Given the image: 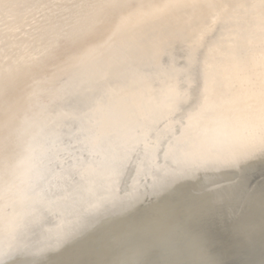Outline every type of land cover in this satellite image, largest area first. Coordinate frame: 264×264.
<instances>
[{"label": "rangeland", "instance_id": "374dc122", "mask_svg": "<svg viewBox=\"0 0 264 264\" xmlns=\"http://www.w3.org/2000/svg\"><path fill=\"white\" fill-rule=\"evenodd\" d=\"M202 1L200 0V2ZM208 1L204 0L203 2L207 4ZM180 2L182 3L181 0ZM186 2H196V0H187ZM241 2L240 5L231 6L228 0L225 2L224 0H213L214 7L211 8L210 13L203 7V11L207 12V15L202 18L194 14L190 6L183 5L185 9L179 11L173 10V6L170 8V13L166 15L168 18H172V16L181 18L179 24L181 28L180 43L186 48L193 47L196 46L193 42L197 39L199 47L195 54L193 65L195 68L191 67V76L184 82L167 83L169 87L175 88L172 100H176V97L181 99H178L179 101L175 103L173 109L168 113L169 115L159 121L146 135L147 137L155 136L150 137V141L155 142L152 154L142 159L140 163L138 161L130 164V159L139 149L141 142L130 150L106 156L89 153L90 148L88 147V151L84 152L85 164H91L88 157H92L94 162L104 163L113 169L112 174L117 175L111 185L113 194L120 200H117L115 204H110L111 212L107 208H103V204L89 208V211L86 212L83 209L85 201L77 207H73L76 200L83 196V190L76 189L79 184L72 180L74 175L71 174L72 163L77 161L74 158V150H81L79 149L81 144L68 142L70 136H68L66 128L70 122L60 118V114L62 115L64 112L63 108L68 110L74 107L73 109H76L75 103L71 101L72 94L68 95L66 90L70 83L69 86L75 83L73 80L76 78L74 77L80 71L79 67L77 68V65L73 63L72 56L77 54L84 62V26L74 28L72 24H69L73 40L72 52L57 49L54 63L49 62L51 68L47 66V69L43 71H41L43 68L41 70L37 68L38 73L35 70L21 68L20 74L24 83H29L24 85H30L29 89L33 92H41L44 100H52H49V103L51 102L58 114L60 113L59 115L55 114V117L61 124L58 125L60 126L58 128L63 129V132L56 139L53 137L51 139L50 134L46 133L47 127L44 126L43 121L38 120L43 109H38L36 107L38 104L34 101L31 102L23 91L1 96L0 177L10 170L5 177L7 179L4 178L0 182V225H4V231L6 232L9 225L12 224L10 222L19 221V217L34 209H37V219L33 233H37L40 237H51L57 231L55 223L51 225V221H56L63 227L60 230L63 235L68 236V248L65 249V252L51 257L45 264H264V212H261L263 207L259 204L260 196L264 194V93L255 90L254 87L258 81L250 79L252 75L259 76L258 70L250 68L251 75L247 68L245 71L236 67V63L241 66L245 64L240 62L239 58L244 54L238 49L244 47V42L260 41L263 43L261 49L264 48V0H241ZM105 5L106 13L102 21L108 29L106 37L100 44L101 47L98 46L100 49L93 54L94 64L90 69L91 74L99 76L105 85L98 87L97 92L94 91V96L91 97L88 107L81 115V121L77 122L78 127L82 124L88 129L97 122L98 112L103 110L105 113L109 112L116 105L102 107L108 98L106 94H101L99 88L112 89V91L116 88L122 91L124 81L130 79L131 74L137 70L134 60H122L125 58L120 57V54H115L109 46L121 47L124 43L122 47L130 50L129 53L139 55L138 52L142 51L133 41L137 33L125 22L128 21V18L124 14L116 12L117 8L115 9L110 0H106ZM78 6L82 8L84 4ZM244 14L249 15L242 18ZM166 16L157 15L155 27L164 24ZM155 27L154 30H159ZM122 39H125L123 43ZM241 43V46L234 48V45ZM252 47L253 45H249L244 48ZM236 50L240 52L234 53ZM172 52L166 51L163 47L158 51L160 56L164 55L161 63L163 69H187L188 51L180 52L184 55L176 51ZM229 53H232L233 56L224 60L225 63L222 67L217 68L222 72H220L219 79L221 82L216 97L218 100L212 105L213 110L219 113V116H213L212 119L223 118V120L213 121L215 122L214 127H209L211 126L209 124L213 123L211 120L199 123L192 129L183 125L177 114H183L185 111L182 108H188L189 104H192L190 91L188 92L196 85L192 80V75L199 71L201 66H206L209 58L218 55L222 59L223 56L231 55ZM67 61L69 65L65 66ZM106 62H113L115 65L110 67ZM179 62L182 63L179 64ZM62 66H64L63 69ZM226 71H230V73L227 74ZM41 72H43L42 75ZM46 78H48L47 80L51 78L49 83L58 87L62 81L64 90L61 94L64 96L59 97V88L52 86V91L50 88H46L49 85L44 83L47 82ZM244 82L249 88L244 87V85L247 86ZM92 83L95 84L93 79ZM164 84V80L160 77L155 80L152 87L155 91H159V88ZM74 87H70L67 91L73 92ZM157 96V101L167 100L168 103L172 101L170 98L167 99L163 93H159ZM183 102L186 104L183 105ZM62 105L64 106L61 107ZM100 107L102 108L98 111H87ZM211 115L214 114L211 112ZM236 116L239 118L238 120H235ZM164 122L168 128H164ZM77 130L76 127L72 131V136ZM193 133L196 135L188 138ZM50 148L56 149L51 167L57 166L58 161H61L65 163L63 166L68 169V172L57 179H49L42 188L32 192L41 179L46 178L48 169H51L49 167L45 171L44 177L35 181L31 188L27 189L26 182L38 164V160L35 158L42 152H48L51 150ZM146 154L144 152V155ZM66 156L69 160H64ZM17 157L18 159H15ZM117 158L122 159L119 164ZM233 159H238V162L235 164ZM103 172L102 176H107L106 171L103 170ZM177 184L180 186L172 194L156 202L148 201L161 197ZM68 185L70 190L67 189ZM87 187L91 186L87 185ZM28 194L30 196L27 201H20ZM46 199L54 204L51 210L47 208L50 202L48 203ZM141 203L143 205L136 209ZM255 203H258L259 206H256ZM253 206L257 208H253ZM255 208L257 211L253 210L255 211L253 212L252 209ZM133 210L135 211L132 214L121 219L117 218L118 220L115 221L112 220L113 222L93 233L95 226L102 220L119 217ZM243 211H250L252 214ZM85 212L86 215H84ZM245 213L254 216L251 217ZM73 214L74 216L71 217ZM250 217L254 218L253 224L250 223L252 220ZM227 219L231 220L227 222ZM248 219L249 221H247ZM74 220L79 221L78 224L76 223L77 225H73ZM228 224L230 226L232 224V227ZM18 225L16 226L18 227ZM47 226H49L48 229H46ZM0 228V239H2L1 233L4 231L2 226ZM237 228L238 230H236ZM45 230L48 234L40 235ZM91 231L92 234L76 243L79 237H85L84 235L87 236ZM239 232L241 233L239 234ZM37 235L24 245L20 244L15 247V250L6 252V248L3 252L1 249L3 253L0 254V264H20L21 262L26 264L19 260L25 250L37 244L32 242L38 239Z\"/></svg>", "mask_w": 264, "mask_h": 264}, {"label": "bare ground", "instance_id": "6f19581e", "mask_svg": "<svg viewBox=\"0 0 264 264\" xmlns=\"http://www.w3.org/2000/svg\"><path fill=\"white\" fill-rule=\"evenodd\" d=\"M110 1L114 5L115 9L117 8L116 12H119L120 14H124V16L128 18V21L125 22L129 25L131 29H133L137 33V35L133 38V41L135 42L137 48H139L142 51L138 52L139 55L129 53L130 50H127L126 48L122 47L124 46L123 41L125 39L121 40L123 43L121 47L109 46L110 48H112L115 54L118 55L120 54L119 55L120 57L125 58L122 60L124 61L125 60L128 61V59L134 60L135 61L134 64L137 65V70L133 72V74H131L132 76L130 77V79L128 78L126 81H124V83L122 84L123 85L122 91L117 90L116 88L113 91L112 89L107 90L105 88H99L101 94H106L108 98V100L106 99L104 101L102 107H105L106 105L107 106L114 104L116 105L114 106L113 110L109 112L105 113V110L98 112L96 117L97 122L92 128L88 129L85 126L83 127L82 124L79 125L78 127L77 122L81 121L80 120L81 115L84 113L83 111H85V109L88 107L91 97L94 96L93 95L94 91L97 92L98 87H101V85H105L104 84L105 82H103L99 78V76H97L96 74L94 75L91 74L90 69L94 64L93 54L98 49H100L101 47L100 44L103 42L104 40L103 38L106 37V31L108 29V27L102 21L106 13V9H105L106 0H0V98L2 95L17 93L18 91H23L25 96L28 95L31 102L34 101L36 104H38L36 105L38 109L41 110L43 109L42 113H40V115L38 116V120L43 121L44 126L47 127L46 133L50 134L51 139L52 137L56 139L57 136H60V134H62L63 132V129L58 128L60 127L58 126L60 123L57 122V117H55V114H58V111H56L55 106H53L51 102L49 103L50 99L44 100V98H42L41 92L38 91L33 92L31 89H29L30 85L28 86L24 85L29 83L28 82L24 83L23 81L24 79H22L20 74L21 68H24L25 70L31 69L32 71L34 70L37 71L38 70L37 68H39L40 70L41 68H43L41 70L43 71L47 69V66L51 68L49 62H51L52 64L54 63V58L57 57L56 56L57 49H61V51L69 50V52L70 51L72 52L71 49L73 48L72 46L73 40L70 35L69 24H72L74 28H79L81 25H82L81 27L84 26V56L82 55L84 57V62L83 59L80 58V56H77V54H74V56H72L74 61L73 63L77 65V68L79 67L80 71L79 74L76 77H74L76 78L75 80H73L75 81V83H73L71 86H69L71 83L68 85L69 88L75 86L73 88V92L67 91L69 88H67L66 90L68 95L72 94L71 101L75 103L74 105L76 109H73L74 107L69 108L68 110L63 108L64 112L62 113V115L60 113L59 114H60V118L61 117L63 118L62 119L63 121L69 120L70 122L66 128L68 132V136H70L68 139L70 141L68 142L69 143L72 142L73 144L74 143L81 144L79 145L81 147L79 149L81 150H74V155H75L74 158H76L77 161L75 163H72L73 171L71 172V174L74 175L72 180L79 184L76 189L83 190L82 191L83 196H81V198L76 200V202L74 203L75 206L73 205V207L75 208L85 201V206L83 209L86 212L89 211L88 210L89 208L97 207L100 204H103V208H107L111 212L112 208H110V204H115V202L118 200V198L115 197V195L113 194L112 185H111L114 178H116L117 175L112 174L113 169H110L108 166L104 165V163L94 162L92 160V157H88L89 160L91 161V164L89 165L85 164L83 159H84V152L88 151L87 147L90 148L89 153H96L100 156L103 155L106 156L108 154H117L123 151L130 150L134 148L135 145H137V143L141 142L139 149H137L136 153L130 159V164L138 161H139L138 163H140L142 159H145L146 157L150 156L154 150L153 146L155 145V142L150 141V137L152 135L149 137H147L146 135L159 121L164 120L166 116L169 115L168 113L173 109L175 103L179 101L178 99H181L180 97H176V100H172V97H174L175 88L169 87L167 83L172 82L173 84V82H178V81L179 83L184 82L186 81V79L189 78V76H191L190 73L192 71L191 67L194 65L195 54L199 47L198 46L199 40L197 39L194 40L193 44H196V46L193 47L187 46L188 48H186V46H183L180 43L181 35L179 32L181 28L179 24L181 22L180 21L181 18H178L177 16L176 18L174 16H172V18L170 17L168 18L166 15L170 13L171 10L170 8H172L173 6L174 7L173 10L175 9L179 11L185 9V6L183 5H186V7L190 6V9L193 11V13L197 14L199 17L202 18L207 15V12L210 13L211 8L214 7L213 0H209L207 4L203 2L204 0L202 2H200V0L199 1L196 0V2H190V3L186 2L187 0L186 1L181 0L182 3L180 2V0L176 2L170 1L171 6L163 7V8L159 7L162 0H110ZM228 1L230 2L229 5L231 6L234 4L236 5L242 4L241 0H228ZM81 4H84V7H82L84 9L78 6ZM209 5L212 6L210 7ZM203 7L207 10V12L203 11L204 10ZM161 14L167 17L165 18L167 21L164 19L165 20L164 24L160 25V27H155L156 26L155 17ZM248 15L249 14H244L242 18L248 17ZM188 16H190V14ZM153 26L159 30H154ZM262 44L263 43L260 41L259 42L253 41L249 43L244 42L243 44L244 47L253 45V47L249 49H245L244 47L238 48L239 46L242 45V43L236 46L234 45V48L235 47L238 48L241 51V53L244 54L241 55L239 59L240 62L245 63L244 65L246 66L243 67L244 65L241 66L236 63V67L239 69L241 68L242 70L245 71L247 68L249 74H251V70L249 71L250 68H252L253 70H258L257 74H259V76L258 75L253 76L251 74L252 76H250V79L252 81H258L257 85L254 88L259 93H264V68H263L264 53H262L264 48L261 49ZM162 47L166 49V51L168 52L176 51L180 53V52L188 51L187 69L184 70L163 69L164 67H162L161 63L163 62L162 58H164V55L160 56L158 53V51ZM239 50L234 51V53L235 52L238 53ZM232 53H229L231 55L223 56L222 59H220L218 55H215L213 58H209L208 64L206 66H201L199 71H196L192 75V80L195 82L193 83L196 84L194 88L191 87L192 89L188 90V92L190 91V98L192 104H189L188 108L186 107L182 108V110L185 111L183 114L180 115L177 114V116L181 118L182 120L181 123L183 125L188 126L189 128L192 129L196 127L199 123L202 124V122L206 120L208 121L211 120L212 122L215 120H223V118H218L215 120L212 119L213 116L214 117L219 116V113L216 110H213L212 105H214V103L218 100L216 99V97L221 82V81L219 82V79L221 77L220 75L222 72L218 71L217 68L222 67L223 64L225 63L224 60L226 59L228 60L231 56H233ZM181 63L179 62V64ZM228 64L230 63L228 62ZM67 65H69L68 61L65 66ZM107 65L110 67L111 66L114 67L115 64L113 62L111 63L109 62L107 63ZM63 67L64 66H62V69ZM69 67H67L68 71H70ZM193 68L195 67L193 66ZM118 70H120V68H118ZM229 73L230 71L227 72V74ZM40 74L42 75L43 72H41ZM37 76L40 77L38 74ZM160 77H162L165 84L159 88L160 89L159 91H155V89H153L152 87V84L155 82V80L160 79ZM47 79L48 78H46L45 80ZM92 79L95 81V84L92 83ZM49 80H47V82H44L45 84L46 83L49 84L48 85L49 87L46 86V88H50V91H52L53 87L59 88L60 94H58V92H56L55 90L54 92L58 94L59 97L64 96L61 94L63 93L64 90V84L62 83V81L60 83V87H58L55 86V84L51 85L49 83ZM241 82L243 83V81ZM182 84L184 85V83ZM188 84H190L191 86L193 85L191 83ZM244 84L247 85L246 82H244ZM244 87L249 88L248 85L247 86L244 85ZM159 93H163L167 97V99L170 98V101L171 100L172 101L169 103L167 100L157 101L158 99L157 95ZM185 104L183 102V105ZM63 106L64 105H62L61 107ZM102 107L93 108L87 111L89 112L98 111V109H101ZM211 112L214 115L210 116ZM236 119L238 120L239 118H237L236 116L235 120ZM215 122L210 123L209 125L211 126L209 127H214ZM163 124H164V128H168L166 122H164ZM168 125L172 126L173 124H168ZM76 127L78 130L75 133V135L72 136L71 133ZM178 129L179 131H181L180 128ZM165 131L166 129L164 130V132ZM195 135L196 133H193L188 138H192ZM146 146L149 148H145ZM55 151L56 149H51L46 153L42 152L39 154L37 158H35L38 160V164L36 165L35 169L32 171L30 179L26 182L25 186L27 189L31 188L32 184L35 183V181H39L42 177H44L45 171H47V169L51 167L53 164L52 159L54 157ZM144 152L147 154L144 155ZM15 159H18V157ZM67 159L68 156L64 158V160ZM117 160L119 164V162L122 159L117 158ZM233 160L235 164L238 162L237 161L238 159H233ZM64 164H65L64 162L58 161L57 166L48 169L46 178L44 180L41 179V182H39L37 186L33 188L32 192H35L40 188H42L49 179H57L58 177L65 175V173L68 172V169H66L65 166H63ZM102 169L106 171L107 176H102L103 175L102 173H104ZM9 172L10 170L5 172L0 177V182L9 174ZM87 185L91 187H87ZM26 188L25 190H27ZM73 188L75 187L73 186ZM67 189L70 190L69 185L67 186ZM63 192L66 191L63 190ZM30 194L26 195L24 199H21L20 201H25V200L27 201L29 199ZM60 194L58 195L56 194V195L59 196ZM117 196L119 197V195ZM47 202L48 203L50 202L47 208L51 210L54 204L49 199L47 200ZM259 204H261V206L263 207V209H261L260 207L259 209L263 210L261 212H264V194L260 196ZM259 204L257 203L256 206L257 205L259 206ZM256 206H253V208ZM250 207L252 208V206ZM256 208L252 209V211L253 210L257 211ZM250 211H243V212H250ZM86 212L84 215H86ZM245 214L247 215L248 213ZM249 214L248 216H251L252 213L250 215ZM261 215L262 213L260 214V216ZM73 216L74 214L71 215V217ZM251 217L250 219L252 220L250 223L253 224L252 222L254 218ZM18 219L19 221L15 222L16 224L10 222L12 224L9 225L8 223L9 227L7 228V230L5 229L6 232L3 229L4 225H0L2 226V229L4 231L1 233L2 239H0L1 242L0 254H2L4 252V249L6 248H7L5 250L6 252L11 251L12 249L15 250L16 249L15 247L19 246L20 244L24 245L35 235H37V233L36 234L33 233V230L35 231L34 224L37 219V209H34L32 212L24 214L22 217H19ZM263 219L261 218V220ZM228 220L231 219H227V222ZM247 221H249V219ZM78 222L79 221L74 220L72 223L73 225H77ZM53 223H55V226L57 227V231L53 235H51V237L47 238L46 236L40 237L39 235H37L38 239L36 241H32L37 244L23 252L22 258L28 260L26 264H29L35 260L37 262H34L32 264H36L43 261L45 262L46 260H42L43 258L46 257V259H48L50 256H52L50 254L55 255L56 253L59 254L61 252H65V249L68 248L67 246L68 236L67 235L64 236L63 233L60 231L63 227L60 226L56 221L54 222V220L51 221V225ZM238 223L240 224V222ZM16 225H18V227ZM48 227L49 226H47L46 229H48ZM230 227H232V224ZM236 230H238V228ZM240 233L241 232H239V234ZM47 234L48 232L45 230L42 231L40 235H47ZM1 249L3 250V252ZM20 264L23 263L21 262Z\"/></svg>", "mask_w": 264, "mask_h": 264}, {"label": "water", "instance_id": "95a60500", "mask_svg": "<svg viewBox=\"0 0 264 264\" xmlns=\"http://www.w3.org/2000/svg\"><path fill=\"white\" fill-rule=\"evenodd\" d=\"M192 182V181H191ZM194 182V181H193ZM186 183V182H185ZM187 183H190V182H187ZM178 186H180V185H176L173 189H171V190H169L168 192H166L165 194H163L161 197H158L157 199H155V198H152L151 200H148V201H151V202H156V201H158V200H160V199H162V198H164V197H166V196H168V195H170V194H172L177 188H178ZM143 205V203H141L138 207H136V209H138L140 206H142ZM135 209V210H136ZM135 210H133V211H130V212H128V213H125L124 215H121V216H119V217H112V218H108V219H105V220H102L97 226H95V228L93 229L94 231H93V233L95 232V231H97V230H99V229H101L102 227H104L105 225H107L108 223H111V222H113V221H115V220H118V219H121V218H123V217H125V216H128V215H130V214H132ZM118 218V219H117ZM113 220V221H112ZM90 234H92V231H91V233L89 232L88 234H87V236L86 235H84L85 237H79L78 239H77V241H76V243L77 242H79V241H81L82 239H85L86 237H88V235H90ZM75 243V244H76ZM58 253H56L55 255H57ZM50 255H52V256H50ZM50 255H48V256H50L48 259H46V257L45 258H43L42 260H46L45 262L43 261V262H39V263H36V264H45L51 257H53V256H55L54 254H50ZM42 260H40V261H42ZM21 261H23V262H27L28 260H26V259H20L19 260V262H21ZM34 262H37L36 260L35 261H33V262H31V263H29V264H32V263H34Z\"/></svg>", "mask_w": 264, "mask_h": 264}, {"label": "snow or ice", "instance_id": "6c2138e0", "mask_svg": "<svg viewBox=\"0 0 264 264\" xmlns=\"http://www.w3.org/2000/svg\"><path fill=\"white\" fill-rule=\"evenodd\" d=\"M169 6H171L170 0H162L161 4L159 5L160 8L169 7ZM209 6L211 7L212 5Z\"/></svg>", "mask_w": 264, "mask_h": 264}]
</instances>
